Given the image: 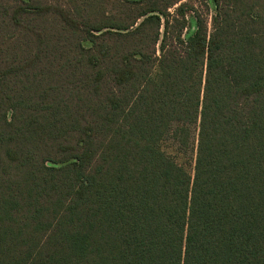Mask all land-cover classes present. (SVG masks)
<instances>
[{"label": "trees", "instance_id": "trees-1", "mask_svg": "<svg viewBox=\"0 0 264 264\" xmlns=\"http://www.w3.org/2000/svg\"><path fill=\"white\" fill-rule=\"evenodd\" d=\"M211 2L0 0V264H264V0Z\"/></svg>", "mask_w": 264, "mask_h": 264}, {"label": "rangeland", "instance_id": "rangeland-1", "mask_svg": "<svg viewBox=\"0 0 264 264\" xmlns=\"http://www.w3.org/2000/svg\"><path fill=\"white\" fill-rule=\"evenodd\" d=\"M206 1H208V7H209V10H210V14L211 13H214V6H213V4H212V2H211V0H206ZM194 2L195 3H197V0H194ZM198 6V8H199V5H197ZM200 9L202 10V11H205V7L204 6H200ZM173 10V7L172 8H169V11H172ZM209 16V15H208ZM83 44L84 45H89V42H87V41H83Z\"/></svg>", "mask_w": 264, "mask_h": 264}]
</instances>
